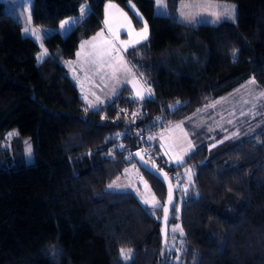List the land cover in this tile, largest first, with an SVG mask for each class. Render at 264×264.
<instances>
[{
	"label": "trees",
	"instance_id": "trees-1",
	"mask_svg": "<svg viewBox=\"0 0 264 264\" xmlns=\"http://www.w3.org/2000/svg\"><path fill=\"white\" fill-rule=\"evenodd\" d=\"M104 1L30 0L31 21L41 25L86 8L65 34L42 37L48 55L36 61V41L0 0V264H264V0H232L234 22L195 25L154 13L153 0H132L148 39L123 53L152 95L141 101L123 86L90 108L64 60L101 26ZM113 1L127 9V0ZM177 1L166 3L175 11ZM249 78L258 98L234 102L221 117L203 108ZM173 121L193 147L177 163L149 140L146 158L173 184L162 247V183L138 166L155 208L106 185L135 163L141 135ZM122 248L132 250L129 261Z\"/></svg>",
	"mask_w": 264,
	"mask_h": 264
},
{
	"label": "rangeland",
	"instance_id": "rangeland-1",
	"mask_svg": "<svg viewBox=\"0 0 264 264\" xmlns=\"http://www.w3.org/2000/svg\"><path fill=\"white\" fill-rule=\"evenodd\" d=\"M1 1H3L5 11L20 21L22 33L29 35L36 41L38 45V50L35 53L36 61H39L37 57L45 49L42 44V37L55 31L60 34H65L73 25L83 19L84 14H81V8L84 7L86 11L85 6H82L78 14L65 16L55 25H41L32 22L31 18L29 19L30 0ZM109 3L117 7L107 9L106 6ZM163 4V7H158L156 0H153V12L156 14L172 15L189 25H195L199 22L212 24H217L222 21L233 22L223 18L217 22L216 17L211 15V13L230 11L233 6L235 7L236 13L235 2L232 0H178L175 11H172L168 7L166 0H163ZM126 6L127 9L118 5L113 0L104 1L100 19L101 26L87 37L81 38L76 47L75 55L72 58L64 60L69 77L76 84L81 99L87 104L88 101H91L98 106L106 100H109L123 86L129 89L130 97L135 98V92L131 82L134 78L139 81V87L148 88L144 85L123 53L125 46L121 44V41H132L138 39V37L135 36V33L129 35V27L121 12L127 15L128 20L131 21V29H134L135 32H139L145 22V19L132 0H127ZM132 16L138 21L137 23H134ZM192 17L195 19L192 23H189V18ZM66 20L69 23L64 28H61V23ZM106 20L107 23H105ZM26 27L30 30H35L37 35H32L31 31L25 33L24 29ZM97 33H101L102 35L97 37ZM94 37H96L95 40H93ZM86 41L89 43L85 44ZM82 44L84 45L83 48H81ZM116 50H119L118 54ZM77 53H80V55H77ZM121 58L126 62L128 67L132 68V74H129L123 69ZM250 79L253 78H249L248 81L228 93L209 101L203 108H211L213 114L216 113L221 117L223 113H228L233 110L232 105L234 102L247 103L258 98L262 94V91L256 90ZM97 97H99L102 103H97ZM212 105L215 106L213 107ZM204 119L205 117L201 115L198 121ZM215 121L216 124H219L220 118H217ZM156 133V135L152 136L153 139L151 140L158 144L161 154L169 161L176 162L175 157L184 156L193 147L189 133L181 121L170 122L157 129ZM13 134H16L15 128H10L6 131L4 134V144L8 145L9 139ZM27 140H23L22 142L24 152L23 160L25 162H29L33 158L32 151L31 155L28 153V148L29 146L31 147V144ZM189 143H191V147H189ZM187 173H181L184 181L188 179ZM142 180L147 182L138 165L133 163L126 165L122 172L112 179L106 187L113 190H131L143 203L144 200L152 201L153 198L158 201L148 182L147 187H145ZM110 184L113 187H109ZM116 185L119 186L117 187ZM147 205L151 206L150 204Z\"/></svg>",
	"mask_w": 264,
	"mask_h": 264
},
{
	"label": "snow or ice",
	"instance_id": "snow-or-ice-1",
	"mask_svg": "<svg viewBox=\"0 0 264 264\" xmlns=\"http://www.w3.org/2000/svg\"><path fill=\"white\" fill-rule=\"evenodd\" d=\"M156 4L158 7H163L164 4H163V0H156ZM117 6L114 5V4H111L109 3L106 8L107 9H113V8H116ZM84 7L81 8V14L83 15L84 14ZM121 15L124 16L126 22H127V25L129 27V35H132L133 33H135V36L138 37V39H135V40H132V41H121V44L125 46V49L130 45V44H138L141 40H147L148 39V24L147 22L145 21L144 22V25H143V28L139 31V32H135L134 29H131V21L128 20L127 18V15L123 12H121ZM211 15H214L216 17V21L219 22L222 18L223 19H226V20H231V21H235L236 19V13H235V7L233 6V8L230 10V11H225L223 13H211ZM29 19H30V15H29ZM195 18L192 17V18H189V23H192L193 20ZM69 23V21H63L61 23V28H64L65 25H67ZM105 23H107V20L105 21ZM31 31V34L32 35H37V33L35 32V30H30L29 28H25L24 29V32L25 33H29ZM102 34L101 33H97V37L101 36ZM37 38H39L37 36ZM96 37L93 38V40H95ZM89 43L88 41L85 42V44ZM107 43V42H106ZM84 45L82 44L81 45V48H83ZM117 51V54L119 52V50H116ZM48 55V52L46 49H44L37 57L38 60L40 61H43L44 57ZM77 55H80V53H77ZM233 55H235V53H233ZM121 65L123 66V69L128 72L129 74H132L133 70L132 68L128 67L126 62L123 61V59L121 58ZM132 84H133V89H134V92H135V98L138 99V100H144L145 99V93L148 94V96H151L152 95V90L151 88H142V87H139L138 84H139V81H137L135 78L131 81ZM85 99H87V97H85ZM97 100V103H102V101L99 100V97L96 98ZM180 102L177 101L176 102V105H179ZM213 107L215 105H212ZM88 107L90 108H96L97 107V104H94L93 102L91 101H88ZM170 107H173V106H170ZM121 111H124L123 109ZM132 115L135 117L137 115V113L133 112ZM177 127H179V125H177ZM11 135V134H10ZM119 135V134H118ZM238 133H234L233 136H237ZM230 137H225V139H229ZM149 139H153V137H149ZM122 147V146H121ZM189 147H191V143H189ZM213 147H215V145H213ZM31 147L29 146L28 148V153L29 155H31ZM167 155V153H165ZM186 154V153H185ZM136 156H140L141 160L144 161L145 164L148 163L147 160H144V157L141 155L140 152H137L135 153ZM176 159V162L179 163L182 161L183 159V156H177L175 157ZM155 166V165H154ZM162 171V169L160 170ZM165 175V179H167V173L164 174ZM188 175H189V181H191V170H188ZM142 182L145 184V187H147V182L146 181H143ZM117 187L119 185H116ZM109 187H113V185H109ZM172 202V189H171V185H169V200H168V203L171 204ZM144 203L145 204H150L153 208L155 207H158L160 206L159 205V202L155 200V198H153L152 201H149V200H144ZM176 211H179V209H176ZM164 212H165V220L167 221V216H168V208L165 207L164 208ZM179 230L180 232V235L183 236L184 235V231H183V228L180 227L179 225H177L175 228H173V232ZM120 255L121 257L123 258L124 261H129L131 258H132V250L131 249H121L120 250Z\"/></svg>",
	"mask_w": 264,
	"mask_h": 264
},
{
	"label": "water",
	"instance_id": "water-1",
	"mask_svg": "<svg viewBox=\"0 0 264 264\" xmlns=\"http://www.w3.org/2000/svg\"><path fill=\"white\" fill-rule=\"evenodd\" d=\"M140 152L141 151L139 149H134L131 151L130 155L133 158V160L135 161V163L142 168L143 170H145L146 172H148L149 174L153 175L155 178H157L163 185L164 187V196H163V200H162V206H161V219H160V231H161V244L162 247L164 246L165 243V239H166V224L169 218V211H170V207L171 204L168 203L169 200V185H171V189H172V201H173V184L172 181L170 179V177L167 175V179H165V172L161 170V168L157 167L156 165L154 166L153 163H151L150 161H148L146 159V157L141 153V155L144 157V160H147L148 163L145 164L144 161L141 160L140 156H136L135 153ZM172 203V202H171ZM167 207L168 208V216H167V221L165 220V212H164V208Z\"/></svg>",
	"mask_w": 264,
	"mask_h": 264
},
{
	"label": "built area",
	"instance_id": "built-area-1",
	"mask_svg": "<svg viewBox=\"0 0 264 264\" xmlns=\"http://www.w3.org/2000/svg\"><path fill=\"white\" fill-rule=\"evenodd\" d=\"M157 133H156V131H154V132H148L147 134H145V135H141L140 137H139V139H140V145L138 146V148H136V149H139L140 151H141V153L147 158V157H149V158H152V155H151V153H150V151L148 150V146H149V144H150V142H149V140H151V139H149V137H152L153 135H156ZM150 135V136H149ZM165 173H167V175H169V170L168 169H162ZM173 182L175 183V184H178V183H180L179 182V180H178V178H174L173 179Z\"/></svg>",
	"mask_w": 264,
	"mask_h": 264
}]
</instances>
